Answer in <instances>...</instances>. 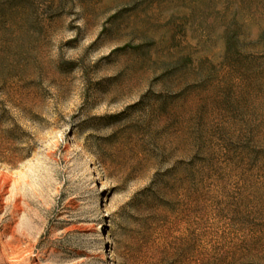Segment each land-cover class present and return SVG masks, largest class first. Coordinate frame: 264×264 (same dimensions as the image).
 <instances>
[{"label": "rangeland", "instance_id": "374dc122", "mask_svg": "<svg viewBox=\"0 0 264 264\" xmlns=\"http://www.w3.org/2000/svg\"><path fill=\"white\" fill-rule=\"evenodd\" d=\"M263 34L264 0H0V264H264Z\"/></svg>", "mask_w": 264, "mask_h": 264}, {"label": "trees", "instance_id": "16d2710c", "mask_svg": "<svg viewBox=\"0 0 264 264\" xmlns=\"http://www.w3.org/2000/svg\"><path fill=\"white\" fill-rule=\"evenodd\" d=\"M264 41V34L260 38V42ZM240 46V42L237 39V36L227 35V55L228 57H233V59H237L240 57L238 53V48Z\"/></svg>", "mask_w": 264, "mask_h": 264}]
</instances>
